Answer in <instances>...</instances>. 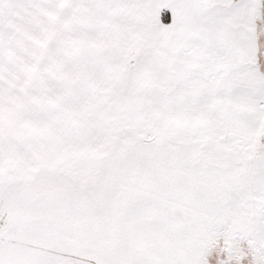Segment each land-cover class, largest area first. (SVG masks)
I'll return each mask as SVG.
<instances>
[{
  "label": "snow or ice",
  "instance_id": "1",
  "mask_svg": "<svg viewBox=\"0 0 264 264\" xmlns=\"http://www.w3.org/2000/svg\"><path fill=\"white\" fill-rule=\"evenodd\" d=\"M0 264H264V0H0Z\"/></svg>",
  "mask_w": 264,
  "mask_h": 264
}]
</instances>
